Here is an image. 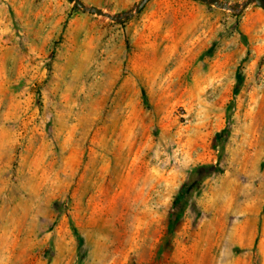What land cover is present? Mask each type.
Here are the masks:
<instances>
[{"label": "rangeland", "instance_id": "1", "mask_svg": "<svg viewBox=\"0 0 264 264\" xmlns=\"http://www.w3.org/2000/svg\"><path fill=\"white\" fill-rule=\"evenodd\" d=\"M0 264H264V11L0 0Z\"/></svg>", "mask_w": 264, "mask_h": 264}, {"label": "water", "instance_id": "2", "mask_svg": "<svg viewBox=\"0 0 264 264\" xmlns=\"http://www.w3.org/2000/svg\"><path fill=\"white\" fill-rule=\"evenodd\" d=\"M147 1L148 0H141L140 3L137 6H135L132 10H129L119 15H113L99 8L87 6L81 0H73V3L77 8H79L84 13L96 15L108 19L112 22H122L125 19H129L133 17L134 14L138 13L147 3ZM197 1L207 6H212L217 9L228 10L236 13L244 10L246 7L250 5H256L264 11V0H245L242 3L235 5H230L229 3L222 2L219 0H197Z\"/></svg>", "mask_w": 264, "mask_h": 264}]
</instances>
